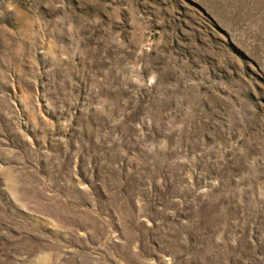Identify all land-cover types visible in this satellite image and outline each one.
Wrapping results in <instances>:
<instances>
[{
  "label": "rangeland",
  "instance_id": "rangeland-1",
  "mask_svg": "<svg viewBox=\"0 0 264 264\" xmlns=\"http://www.w3.org/2000/svg\"><path fill=\"white\" fill-rule=\"evenodd\" d=\"M0 264H264V0H0Z\"/></svg>",
  "mask_w": 264,
  "mask_h": 264
}]
</instances>
